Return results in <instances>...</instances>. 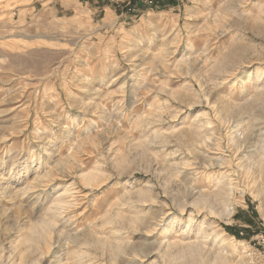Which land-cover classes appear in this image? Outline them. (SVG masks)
Masks as SVG:
<instances>
[{
  "label": "rangeland",
  "instance_id": "rangeland-1",
  "mask_svg": "<svg viewBox=\"0 0 264 264\" xmlns=\"http://www.w3.org/2000/svg\"><path fill=\"white\" fill-rule=\"evenodd\" d=\"M0 264H264V0H0Z\"/></svg>",
  "mask_w": 264,
  "mask_h": 264
},
{
  "label": "built area",
  "instance_id": "built-area-1",
  "mask_svg": "<svg viewBox=\"0 0 264 264\" xmlns=\"http://www.w3.org/2000/svg\"><path fill=\"white\" fill-rule=\"evenodd\" d=\"M143 1L146 2L147 4L154 5V0H143Z\"/></svg>",
  "mask_w": 264,
  "mask_h": 264
}]
</instances>
